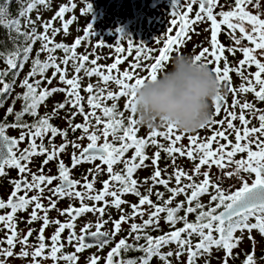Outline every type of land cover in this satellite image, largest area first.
I'll list each match as a JSON object with an SVG mask.
<instances>
[{"label": "snow or ice", "instance_id": "snow-or-ice-1", "mask_svg": "<svg viewBox=\"0 0 264 264\" xmlns=\"http://www.w3.org/2000/svg\"><path fill=\"white\" fill-rule=\"evenodd\" d=\"M38 6L51 10V0H29L16 19H7V8L0 6V26L7 29L8 40L13 45L6 53H0V60L6 64V68L0 70V107L10 97L18 73L31 60L29 72L19 84L24 91L12 98V105L6 109L4 122H0V178L9 177L6 168L17 170L19 176L18 179H9L12 190L7 200L0 198V210H10L0 215V226L6 229L5 237L0 239V264H8L12 258L27 260L28 264H44L49 259L53 264H78L80 254L86 249L96 247L102 251L105 246L114 242L115 236L122 231L123 224L135 221L138 217L142 222L130 224L127 236L115 242V246L107 253L105 264H151L153 258H158L161 264H173V259L178 264H199L201 259L204 264H212L213 258L217 260V264H229L230 258H234V250L245 239L250 242L251 249L245 252L242 264H264V255L259 258L255 255L257 247H264V109H258L255 104L256 101L264 102V0H225L224 4L220 0H172L169 13L171 20L165 29V38L161 40L157 37L152 41L162 45L156 49L124 36L108 44L96 38L90 23L83 29L84 36L76 37L70 46L55 42L56 35L62 33L67 37L70 34V25L77 17L73 15L71 19H66L65 14L75 10L78 5L67 0L58 5V10L50 19L44 20L38 14L33 20L29 14L38 10ZM217 8L221 10L217 12ZM91 12L92 6L88 2L81 10V15ZM22 19L23 28L27 30H22ZM57 20L61 22L60 28L54 26ZM200 23L209 24L204 31L210 32V38L205 39L211 50L203 46L204 42L201 41L193 45V50L200 47L201 51L192 58L194 62L209 68L220 84V90L212 101L214 110L211 117L199 128H212L211 136H185L186 133L179 131L175 125L161 123L147 127L150 131L146 136L138 137V125L143 124L136 118L134 100L137 90L146 81L154 82L157 79L172 59L171 54L174 51L179 54L180 48L191 42L190 33H195ZM38 27L43 32H39ZM225 28L235 46L225 47L220 42L219 36ZM90 37H95L98 41L95 45L97 49L107 46L111 50L114 47L116 53L123 54L127 51L129 55L135 49L136 58L128 70L121 71L118 67L124 63L122 55H117L111 65L101 66L98 64V55L90 52L77 53V49ZM125 40L126 48L121 46ZM242 41L247 44H242ZM37 42L40 43V48L33 58L31 54ZM58 50L63 53L62 57L55 55ZM153 51L158 52V55L151 56ZM237 51L242 53L243 58L230 66L225 53L235 56ZM141 53L148 54L141 56ZM41 55H45V59L42 60ZM90 56L94 58L90 59ZM148 59L153 62H142ZM69 66L73 69L71 78L68 76ZM252 66L256 71L246 74L245 68ZM49 70H52L50 77L47 75ZM141 71L146 72V75H140ZM114 72L119 75H113ZM233 72L242 81L238 86L232 84L230 73ZM10 74L11 83L6 81ZM85 77L98 78L96 84L89 82L83 87V91L88 94V112L82 103L85 97L81 95L82 80ZM54 80H57V86L48 87L53 85ZM113 81L118 86V91L107 90V86ZM101 83L104 87L100 86ZM222 87L226 88V93L221 92ZM56 93H63L65 100L56 102L50 113L41 116L38 109ZM228 94L233 97L230 105L226 99ZM246 94H253L254 100L249 102ZM241 95L245 96L243 100L240 99ZM121 98H127L124 106L130 113L127 117L123 111L117 110V103H112L111 106L104 104V101H119ZM17 101L22 102L19 111H15ZM66 108L70 109L64 118L68 127L73 133L81 131V135L73 140L68 139V129L61 130L50 123ZM237 108L239 114L234 111ZM97 110L103 116L98 115ZM222 112L224 117L215 119ZM77 115L83 117V123H73ZM9 116L14 117V122H7ZM25 116L33 117V122H26ZM93 119L95 124L92 123ZM252 119L258 120V127H249ZM237 120L239 127L233 123ZM101 124L102 129L99 127ZM161 128L166 130L160 131ZM8 129L21 130L19 137L7 135ZM229 134L234 135V141L229 139ZM58 136L63 142L56 145L53 141ZM157 137H163L168 142L167 146L158 143ZM185 138L189 141L187 146L182 143ZM45 139L48 140L47 145L44 143ZM85 139L88 141L86 146L77 142ZM26 140L28 146L20 149L19 145ZM69 145L74 149L70 154V167L59 159L61 154H67ZM150 145L157 149L151 157L146 154ZM130 150L133 154L126 157ZM162 152L171 160L168 166L174 168L167 179L162 178V172H166L167 168L159 167ZM176 154L186 156L189 161L194 162L191 174L176 164ZM238 154H242L239 159L236 158ZM38 156L45 159L38 173H34L29 164L33 157ZM149 160L154 171L141 184L134 178V174L138 169L149 167L146 164ZM51 161H57L58 174L55 176L44 174V166ZM95 161H100V164L87 170V174L82 177L83 183L72 179L73 169ZM105 165L109 179L102 181V190L97 191L94 184L98 176L105 172ZM116 165H122L119 171L115 170ZM213 166L217 169L215 173L212 172ZM88 175L93 177L91 181L88 180ZM213 176L215 179H212ZM173 177L176 187L169 186ZM199 177L202 179H197ZM182 180L188 183H182ZM54 181L59 183L51 187ZM229 181L231 183L226 189L224 184ZM156 185L164 186L170 194L167 199L164 198V193L153 192ZM141 186H146L147 194L139 190ZM46 191L50 193L47 197ZM128 194L136 196L138 203L130 204L131 212L126 213L122 206L128 201L122 197ZM153 194L158 202L151 199ZM205 194L210 196L207 206L200 199ZM180 195L185 196V201L172 207ZM108 197L111 201L106 199ZM65 198L79 201L80 206L75 207L70 202L64 209L57 208L58 200ZM43 199H47V205L42 202ZM86 201L93 202L92 206ZM99 202H103V206L97 207ZM30 207L27 225L42 221L35 237L36 244H29V237H32L34 231L31 227L26 233L17 228V214L27 212ZM109 207L122 214L118 219L112 220V231H101L108 223L102 218ZM52 210H56L59 216H66L67 220L61 222L59 219H50L49 212ZM182 210L184 215H178ZM87 213H92L94 217L99 214L94 224L95 231H91L93 224L86 222L77 234L76 221ZM193 213L195 221L190 222L188 215ZM146 214L147 219H143ZM161 214L166 215L162 217ZM162 218L172 230L153 237L146 229L160 230ZM181 222L183 226L176 228V224ZM52 225L57 227L46 238L44 232ZM65 230H68L66 242L62 239ZM254 231L259 236L258 240L253 235ZM46 239L50 240V244L45 242ZM141 240L145 243L140 244ZM17 245L20 246L18 253L15 251ZM172 245L175 247H170L166 253L162 251L164 247ZM67 246L73 247L74 251L66 253L64 249ZM130 251L140 252L142 255L135 258L122 257V253ZM99 262L100 257L95 255L86 260V264Z\"/></svg>", "mask_w": 264, "mask_h": 264}, {"label": "flooded vegetation", "instance_id": "flooded-vegetation-1", "mask_svg": "<svg viewBox=\"0 0 264 264\" xmlns=\"http://www.w3.org/2000/svg\"><path fill=\"white\" fill-rule=\"evenodd\" d=\"M56 2H57L56 3L57 6H55V8L51 7V10H43L42 17L44 20L50 19L54 15V12L56 10H58V5H60L62 3H66L67 0H56ZM72 2L77 3L78 6L72 12L66 13L65 18L71 19V17L74 15L77 17V20L73 24L70 25V34L67 35V37H65L62 33L56 35L55 36V42H63V43H66L67 45L70 46L74 42V39L76 37H78V36L83 37L84 36L83 29L86 27V25L88 23H90L95 30L96 38L99 40H104L108 44H111L112 41L118 40L121 36H124V37L130 38L131 40H133L135 42L143 43V44H145L146 47L150 46L153 49L162 47V45L154 44V43H152V41L154 39H156L157 37H159L161 40H163L165 38V35H166L165 29L169 26L170 20H171L169 13L172 9V0H72ZM88 2H90L91 6H92V12L88 13L86 15H81V10L86 7V3H88ZM220 3L224 4L225 1L220 0ZM195 8H196V6H194V12H195ZM220 10H221L220 8L216 9L217 12ZM225 10H227V9H225ZM194 12L192 15H194ZM54 26L57 28H60L61 22L59 20L55 21ZM208 27H209V24L200 23L199 27L196 28V32L190 33L191 42H188L186 47L180 48L179 53L190 56V57H192L195 54H198L201 51V48L196 47L195 50H193V45L199 44L201 41L204 42L203 46L209 47V49H210V44L205 39L206 37L210 38V32L204 31V29L208 28ZM226 31H227L226 28L222 29L221 35L219 36L220 42L225 47L235 46L232 44V41L230 40V37L226 34ZM196 33H199V35H197ZM70 35H72L71 39H70ZM237 35H238V32H237ZM88 40H89L88 42L87 41L84 42L82 44V46L77 49V53L82 54V53L90 52V53H94L95 55H98L100 57L98 60V64L101 66L111 65L114 62V59L117 55H122L124 57V63L120 64L118 67L121 71L128 70L129 65L136 58L135 49H133L131 55H129L127 53V51H125V53H123V54H119V53L115 52L114 47L111 50L107 46L100 47L99 49H97L95 45L98 43V41L95 39V37H90ZM242 44H247V42L242 41ZM126 45H127V41L125 40L122 42L121 46L126 48ZM147 54L148 53H141V56H145ZM55 55L57 57H62L63 53L58 50L55 53ZM156 55H158V52H156V51H153L151 53V56H153V57ZM171 55H172V59L167 64V67L163 70V72L166 70H170L172 60L177 55V53L174 51ZM225 55L227 56V59L230 62V66L235 65V63L237 61H239L240 59L243 58L242 53L239 51H237L235 56H233L227 52L225 53ZM43 57L45 59V55H43ZM92 58H94V56H90V59H92ZM142 62L145 64H151L153 61L151 59H148V60H145ZM4 64L5 63H3L2 60H0V70H2V68L4 67ZM90 66L91 65H86V67H90ZM221 67H223V62H221ZM29 69H30L29 65L27 64V70L29 71ZM255 71H256V69L254 66H252L251 68H247V67L245 68L246 74L247 73H254ZM139 74L140 75H146V72L141 71ZM47 75L50 77L52 75V70H49ZM72 75H73V69L69 66L68 67L69 78H71ZM80 75L83 77L84 76L83 72H81ZM113 75H119V74L114 72ZM230 75L232 78L233 86H238L240 83H242L241 79L234 72L230 73ZM37 78H39V77H37ZM89 82L96 84L98 82V78L97 77H91V78L85 77L82 80L81 95L85 97V100L82 101V103H84V105H85V111L86 112L90 111V109L87 107V103H86V99H87L88 94L83 91V87H85ZM52 86H57V80H54L53 85L48 86V87H52ZM60 86H62V85H60ZM100 86L104 87V85L102 83L100 84ZM0 87H2V86H0ZM107 90L118 91V86L114 83V81L110 82L109 85L107 86ZM23 91H24V89H22L18 86V88H16L15 90H13L11 92L10 97L3 104V106L0 107V122H4V116L6 113V109L12 105V98H14L18 93H22ZM221 92L226 93V88L222 87ZM244 98H245V96L241 95L240 99L243 100ZM226 99H227V103L230 105L233 97H232V95L228 94V95H226ZM246 99L249 102H252L254 100L253 94H246ZM64 100H65V95L63 93L54 94L52 97H50L45 102V105L41 106L38 109L39 114L41 116H43L45 113H50L53 110V106L56 102H63ZM126 100H127V98H121L119 101H104V104L106 106H111L112 103H117V110L123 111L125 114V117H127L128 115H130V113H128L124 108ZM21 103H22L21 101L16 102L15 111L20 110ZM255 104H256V107L258 109H264V102L256 101ZM213 110H214L213 106L211 105V113L213 112ZM62 111L66 112V113L62 114ZM69 111H70L69 108L61 110L59 112L58 117H54L50 121V123H52L54 126L58 127L61 130H64L67 128L68 134L70 132L72 134V136L68 135V139L73 140L76 137L80 136L81 133H80V130H77L75 133H73L71 131V129L68 127V124L64 118L69 113ZM234 111H236L237 114H239V108L234 109ZM97 114L103 116V114L99 110H97ZM223 117H224V113L222 112L221 115L215 117V119L219 120V119H222ZM136 118L138 119V116H136ZM249 118H251L250 114H249ZM103 119L106 120L107 118H103ZM24 120L28 123H32L34 118L30 117V116H25ZM7 122L8 123L14 122V117L9 116L7 118ZM73 123L74 124L83 123V117L80 115H77L75 117V119L73 120ZM92 123L95 124L94 119H93ZM125 123H126V120H125ZM233 123L238 127L240 126L238 120L233 121ZM252 126L258 127V120L252 119V123L249 125V127H252ZM99 127L102 129L103 125L101 124ZM138 127H139L138 137L143 138L150 131L146 125H142V126L138 125ZM216 127H219V126H216ZM159 130L165 131L166 129L161 128ZM20 131L21 130H18V129H8L6 134L9 135L10 137H17L18 138L20 135ZM90 131H91V129H90ZM211 134H212V128H206V129H197L195 132H192V133H186L185 136L198 135L201 138H206V137L211 136ZM111 139L112 138L110 136L109 140L111 141ZM229 139L234 141V135L229 134ZM184 140L186 141L185 146H187L189 141L187 140V138H185ZM53 142L56 145H59L63 142V140L61 137L58 136V137H56V139ZM100 142L102 143L103 139H101ZM37 143H39V140L37 141ZM44 143H45V145H47L48 140L45 139ZM221 143H226V142L221 141ZM27 146H28V141L26 140L25 142H22L19 145V148L24 149ZM213 147L215 148L216 145L214 144ZM73 151H74V149L71 147V145H69L68 149L66 150L67 154H61L59 157V159H62L65 162V164L68 165L69 167L71 166L70 154ZM76 151L78 154V150H76ZM132 154H133L132 150H130L128 153H126V157H131ZM241 155L242 154H238V156L236 158L237 159L241 158ZM243 155H246V154H243ZM177 157H180V156H177ZM44 159H45V157H43V156L33 157L32 163L29 164V167L31 168L32 172L38 173V169H39V167H40V165ZM180 159H184L187 162L189 161L186 156L182 157ZM96 164H100V161H95L94 163H85V164L77 166V168L72 170V174H71L72 179L81 180V182L83 183V179H82L83 175H86L87 170L90 168H94ZM149 165L151 166V162L149 163ZM119 166H122V165L114 166L115 170H117V168H119ZM103 167L105 168V172L102 175L98 176V179H97L96 183L94 184V188L97 191L102 190V186H103L102 181L109 179L108 174L106 172V165ZM159 167H160V165H159ZM189 167L190 168H189L188 172H189V174H191V169L193 168V165L189 164ZM143 170H144V168L138 169L134 175H137V174L139 175L141 172H143V173L147 172V170H145V171H143ZM6 171L9 172V177L0 178V198L4 199L5 201L7 200L8 196L10 195V192L12 190V187L8 182L9 179L10 178H15V179L19 178L17 170H8L6 168ZM153 171H154V166H151V174L153 173ZM44 174L52 175V176L57 175L58 174L57 161H51L47 165H45L44 166ZM92 178L93 177L91 175H88L89 181H91ZM197 179H202V177H199ZM212 179H215V176H213ZM58 183H59V181H54L53 185L51 187H55ZM186 183H188V181H186ZM229 183H231V182L229 181V182H226L224 184V187L226 189L228 188ZM78 190L83 191V189H78ZM21 194H23V193H21ZM32 194H34V193H29V195H32ZM48 195H50V193H48L46 191L45 197H47ZM127 196L128 195H125L123 197H127ZM123 197H122V199H123ZM106 199L111 201L110 197H108ZM209 200H210V196L207 194H205L204 196L201 197V202L204 205H208ZM178 201L182 202L185 200H178ZM42 202L45 205L48 204L47 199H43ZM70 202L73 203L75 207L80 206L79 201H70L68 198H65L63 200H58L57 208L64 209V208L68 207ZM86 203H88L89 206H92L93 202L86 201ZM132 203L128 202V203L124 204L122 206L123 209H125V211H126L127 205L130 206V204H132ZM96 206L97 207L103 206V202L97 203ZM8 211H10V210H8V209L0 210V215L6 214ZM115 211H116V209L111 208V207L106 209V214L104 215V217L102 219L105 221H108V223L105 224L104 228H102L101 231H112V229H113L112 220H114L115 216H116V214H114ZM30 212H31V207L28 209L27 212H20L17 214V219H18L17 228L19 231L26 233L28 228L31 227L34 231H33L32 237H29V244H36L37 242L35 240V237L38 235V230L41 227L42 221L34 222L30 226L27 225L26 221L29 218ZM41 215H42V213H41ZM98 217H99V214H96V216L94 217V215L92 213H87L83 217L78 218L76 221V229H75L76 233L77 234L80 233V229L82 227H84L86 222L92 223L93 227L91 228V231H95L94 224H95L96 219ZM49 218L52 220L59 219L61 222H65L67 220L66 216H59V213L56 210H52L51 212H49ZM188 220L191 222L190 214L188 215ZM139 223H141V222H139ZM182 226H183V224L181 222V223H177L175 227L180 228ZM55 227H57V226L52 225L45 230L44 235L46 238L50 237L53 234ZM129 229H130V223H129V226L123 228L122 231L115 236L114 242L109 243L107 246H105L103 248L102 251L98 250L96 247H93L91 249H86L83 253L80 254L81 258H80L78 264H86L87 258H89L93 255L100 257L99 264H105V258L107 256V253L110 251V249L112 247L115 246V242H118L121 238H124L125 236H127ZM159 229L160 230H152L151 228H149V229H146V231L149 232V234H151L153 237H157L163 233H166V232L172 230V229H170V226L165 223L163 218L160 220ZM5 232H6V229H4L2 226H0V239H3L5 237ZM67 235H68V230H65V232L62 234V239H65V242H66ZM45 242L50 244V240H48V239H46ZM129 242L131 243V239H129ZM170 247L171 246L164 247L162 249V251L166 253L167 251L170 250ZM15 251L17 253L20 251L19 245H17ZM64 251L66 253H72L74 251V249L71 246H67V247H65ZM140 255H142V253H140V252L136 253V251H131L128 253H122L123 258H135V257H139ZM221 255H222V253H221ZM117 259H119V258H117ZM234 261L235 260L230 258L229 264H234ZM237 261L239 263L238 258H237ZM8 264H28V261L27 260H21L18 258H12V259H9ZM44 264H53V262L49 259L46 262H44ZM60 264H64V262H60ZM151 264H161V261H159L158 258H153ZM173 264H178V262L175 259H173ZM212 264H217V261L212 259Z\"/></svg>", "mask_w": 264, "mask_h": 264}, {"label": "clouds", "instance_id": "clouds-1", "mask_svg": "<svg viewBox=\"0 0 264 264\" xmlns=\"http://www.w3.org/2000/svg\"><path fill=\"white\" fill-rule=\"evenodd\" d=\"M219 90L209 68L179 53L170 70L137 90L134 103L138 120L147 127L168 123L181 132H195L211 117L212 101Z\"/></svg>", "mask_w": 264, "mask_h": 264}, {"label": "trees", "instance_id": "trees-1", "mask_svg": "<svg viewBox=\"0 0 264 264\" xmlns=\"http://www.w3.org/2000/svg\"><path fill=\"white\" fill-rule=\"evenodd\" d=\"M224 1H225V0H224ZM28 2H29V0H0V6H4V7L7 8V12H8L7 19H16V18H18V14H19V12L22 10V7H23V6H26V4H27ZM56 3H57L56 0H51V7H54V8H55V6H57ZM43 10H44V9H43V6H38V10H34L33 12H31V13L29 14V15H30V18L33 19V20H35L38 14H40V15L42 16V12H43ZM23 24H24V21H23V19H22V20H21L22 30H27V29H24V28H23ZM37 30H38L39 32H42V31H43V29H42V28H39V27H38ZM13 35H15L14 32H13ZM22 41H23V37L20 38V42H22ZM88 41H89V40H88ZM88 41H87V42H88ZM12 48H13V45H12V43H10L9 40H8V31H7V29H6L5 27H3V26H0V53H6L8 50H10V49H12ZM39 48H40V43L37 42V43L34 45V47H33V52H32V54H31L33 58L35 57L36 51H37ZM40 58L43 60V59H44L43 55H41ZM27 64L29 65V68H30V66H31V60H29V62H28ZM27 64L23 67V70L20 71V72L18 73V78L16 79L15 87H14L13 90H15L16 88H18L20 82L25 78L26 74L29 72V71L27 70ZM5 68H6V64H4V67L2 68V70L5 69ZM6 81L9 82V83L12 82V76H11V74H10L8 77H6ZM64 113H66V112L62 111V114H64ZM66 129H67V128H66ZM80 133H81V131H80ZM68 135H71V136H72L71 132H70ZM157 141H158V143H162V144H165V146H167V142L165 141V139H164L163 137H157ZM155 151H157V149H156L154 146H151V145H150V146L146 149V154H147L148 156L151 157ZM180 158H182V157H177V159H176V163L180 160ZM150 162H151L150 160H149V161H146V164L149 165ZM195 162H198V160L195 161ZM170 164H171V160L166 156L165 153L162 152V153H161V160L159 161V165H160V167H161L162 169L167 168V171H166V172H162V175H163V176L167 175V177H168L169 175H171V174L173 173V172L171 171V169H173V167H172V166H168V165H170ZM188 164L193 165L194 162L188 161ZM121 167H122V166H119V168H117V171H119V169H120ZM145 170H147V172H145V175H144V176H143L142 174L134 175V178L137 179L138 182H140L141 184H142V182L144 181L145 178H148V177H150V176L152 175V174H151V166H150V165H149V167L144 168L143 171H145ZM174 181H175V180H174V177H173V179H172L171 182H174ZM149 183H151L150 180H149ZM182 183H184L183 180H182ZM169 186L171 187V185H169ZM145 187H146V186H141L140 189H139L143 194H147V193L145 192ZM172 187H173V186H172ZM157 191H158V192H161V193H164V198H165V199H167V198L169 197V195H170V194L166 191V189L164 188V186H162V185H156V186H155L153 192L155 193V192H157ZM128 196H131V197L134 198V200H137V201H138V198H137L136 196H134V195H132V194H128ZM128 196H127V197H128ZM203 196H204V195H203ZM123 199H124V200H127L126 197H123ZM151 199H152L154 202H158V201H157V197H156L155 194H153V195L151 196ZM200 199H201V198H200ZM178 200H185V196L182 195V198H181V199H178V197H177L176 200L174 201L173 205H171V206L174 207V206L176 205V203L180 202V201H178ZM206 206H207V205H206ZM205 210H206V209H205ZM161 215H162V217H163V216L166 215V214H161ZM178 215L183 216V215H184V211L182 210ZM190 216H191V222H194V221H195V213L190 214ZM131 242H132V241H131ZM139 243H140V244H143V243H145V241H144V240H141V241H139ZM238 248H239V247H238ZM130 252H131V251H130ZM245 252H246V251H242V252L239 253V252L237 251V249L234 250V258H232L233 260H235V261H234V264H242V259H244V258H242L241 256H245ZM136 253H138V252H136ZM255 255H256L257 258H259V257H261L262 255H264V247L261 248V249H259V251H256ZM237 258L239 259V263H238V261H237ZM213 259H214L215 261H217L215 258H213ZM199 264H204L203 259H201V260L199 261Z\"/></svg>", "mask_w": 264, "mask_h": 264}, {"label": "rangeland", "instance_id": "rangeland-1", "mask_svg": "<svg viewBox=\"0 0 264 264\" xmlns=\"http://www.w3.org/2000/svg\"><path fill=\"white\" fill-rule=\"evenodd\" d=\"M71 36L72 35H70V39H71ZM91 130H93V129H91ZM78 143H81L83 146H85V145H87V143H88V141L85 139V140H83V141H77ZM182 143H183V145H185V143H186V141L185 140H183L182 141ZM177 156H179L178 154H176V157ZM178 166H180V167H182L183 168V170H185V171H189V164H188V162L186 161V160H184V159H180L177 163H176ZM171 171L173 172L174 171V168L173 169H171ZM217 171V169H216V167L215 166H213V168H212V172L213 173H215ZM140 174H142L143 176L145 175V172L143 173V172H141ZM162 178H164V179H167L168 177H167V175H165V176H163L162 175ZM184 181V183H186V180H183ZM149 184H151V183H149ZM170 185H171V187L173 186V187H176V183H175V181L174 182H171L170 183ZM184 196V195H183ZM182 198V195H180V196H178V199H181ZM126 201H128L129 203H132L133 201V203L132 204H136V203H138V201L137 200H134V198L133 197H131V196H128V197H126ZM145 208H147V206H145ZM125 210V209H124ZM126 213H128V212H131V208H130V206L129 205H127V207H126V211H125ZM114 214H116V216H115V219L117 218H119V216L122 214L121 212H119L118 210H116L115 212H114ZM114 219V220H115ZM143 219H147V214L143 217ZM132 222H135V223H139V222H142V220H141V218H137L135 221H129L128 223H125V224H123L122 225V229L123 228H125V227H127V226H129V223L131 224ZM113 230V229H112ZM237 235H239V233H237ZM253 235L254 236H256V239L258 240L259 239V236L257 235V233L254 231L253 232ZM195 242V241H194ZM171 247H175L174 245H172ZM261 248H263V247H257V249H256V251H259V249H261ZM250 249H251V245H250V242L249 241H247L246 239L241 243V245L239 246V248H237V251L240 253V252H242V251H250ZM242 258H244L245 259V256H241ZM181 259H184L183 257L181 258ZM244 259H242V262L244 261Z\"/></svg>", "mask_w": 264, "mask_h": 264}]
</instances>
